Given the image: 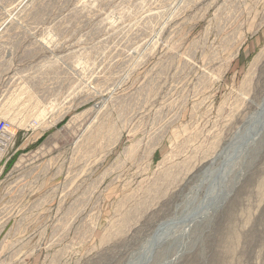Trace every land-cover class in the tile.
Wrapping results in <instances>:
<instances>
[{"label":"rangeland","instance_id":"obj_1","mask_svg":"<svg viewBox=\"0 0 264 264\" xmlns=\"http://www.w3.org/2000/svg\"><path fill=\"white\" fill-rule=\"evenodd\" d=\"M4 124L0 264H264V0H0Z\"/></svg>","mask_w":264,"mask_h":264},{"label":"built area","instance_id":"obj_2","mask_svg":"<svg viewBox=\"0 0 264 264\" xmlns=\"http://www.w3.org/2000/svg\"><path fill=\"white\" fill-rule=\"evenodd\" d=\"M9 125L8 124H4L2 126L3 130L1 131V136H0V145L2 144L3 141H5L6 139H9L10 134H8V130H9ZM10 133V132H9Z\"/></svg>","mask_w":264,"mask_h":264}]
</instances>
